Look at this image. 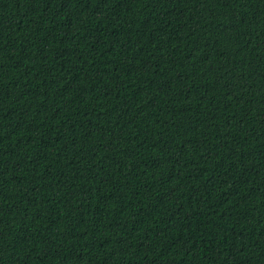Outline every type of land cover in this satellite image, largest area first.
<instances>
[{
	"label": "trees",
	"instance_id": "16d2710c",
	"mask_svg": "<svg viewBox=\"0 0 264 264\" xmlns=\"http://www.w3.org/2000/svg\"><path fill=\"white\" fill-rule=\"evenodd\" d=\"M0 264H264V0H0Z\"/></svg>",
	"mask_w": 264,
	"mask_h": 264
}]
</instances>
